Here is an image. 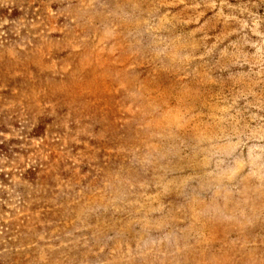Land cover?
I'll list each match as a JSON object with an SVG mask.
<instances>
[{
    "label": "rangeland",
    "instance_id": "rangeland-1",
    "mask_svg": "<svg viewBox=\"0 0 264 264\" xmlns=\"http://www.w3.org/2000/svg\"><path fill=\"white\" fill-rule=\"evenodd\" d=\"M0 12V264H264V0Z\"/></svg>",
    "mask_w": 264,
    "mask_h": 264
},
{
    "label": "trees",
    "instance_id": "trees-1",
    "mask_svg": "<svg viewBox=\"0 0 264 264\" xmlns=\"http://www.w3.org/2000/svg\"><path fill=\"white\" fill-rule=\"evenodd\" d=\"M5 12V11H4ZM0 13H2V12H0ZM14 14H17V13H14ZM11 16V15H10ZM30 174H31V172H30ZM1 178H2V180L4 181V182H7L8 180L6 179V175L5 174H1Z\"/></svg>",
    "mask_w": 264,
    "mask_h": 264
}]
</instances>
